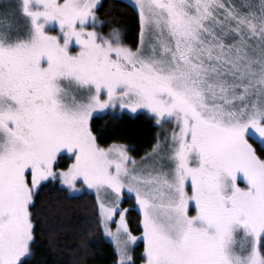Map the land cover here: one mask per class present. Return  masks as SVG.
I'll list each match as a JSON object with an SVG mask.
<instances>
[{
	"label": "snow or ice",
	"instance_id": "snow-or-ice-1",
	"mask_svg": "<svg viewBox=\"0 0 264 264\" xmlns=\"http://www.w3.org/2000/svg\"><path fill=\"white\" fill-rule=\"evenodd\" d=\"M17 7L24 30L0 17V264L32 253V208L50 180L95 193L116 264H136L137 240L140 264H264V0H131L135 46L120 28L97 31L112 23L101 0ZM117 106L171 131L139 159L105 147L91 119Z\"/></svg>",
	"mask_w": 264,
	"mask_h": 264
},
{
	"label": "trees",
	"instance_id": "trees-1",
	"mask_svg": "<svg viewBox=\"0 0 264 264\" xmlns=\"http://www.w3.org/2000/svg\"><path fill=\"white\" fill-rule=\"evenodd\" d=\"M98 9L99 20L112 21L100 30L107 32L113 27L120 28L121 39L135 46L138 39V16L125 0H101ZM93 131L99 142L108 146L113 141L126 144L130 154L139 159L155 142L159 128L152 117L146 113L136 114L106 112L94 115L91 119ZM65 154L58 167L69 163ZM95 196L92 193L69 194L59 181H48L40 187L35 197L34 212L35 240L32 253L25 264H115L114 247L108 241H97L101 229L93 221ZM124 206L133 205L125 200ZM128 223L133 234L140 235L139 214L136 210L128 212ZM54 234L55 244L51 242ZM81 237L87 244L82 246ZM143 241L135 247V260L139 264Z\"/></svg>",
	"mask_w": 264,
	"mask_h": 264
},
{
	"label": "rangeland",
	"instance_id": "rangeland-1",
	"mask_svg": "<svg viewBox=\"0 0 264 264\" xmlns=\"http://www.w3.org/2000/svg\"><path fill=\"white\" fill-rule=\"evenodd\" d=\"M127 1L128 3L131 4V0H125ZM17 3H18V0H0V17H3L5 15H7L13 22V29H20L21 31L24 30L26 27H27V21L26 19L23 17V15L21 14L19 8L17 7ZM92 25L90 24L89 27H91ZM97 31L101 32L102 34L104 35H107L110 31V29L107 31V32H102L100 30V26L97 25ZM74 51L76 50L75 48L73 49ZM106 112H111V113H123V112H127L129 114H136V113H139V112H143V113H146L148 115H150L149 113H147L146 111H143V110H138L136 113H133L131 112L130 110H127V109H120L118 106L116 108H109L107 109L106 111L104 112H98L96 113L95 115H100V114H103V113H106ZM151 116V115H150ZM152 117V116H151ZM154 123L156 124L155 122V118L152 117ZM157 125V124H156ZM157 127L159 128V131L158 133L161 134V137H163L164 133H165V130L167 131H171V128H172V125L170 123H164L162 125H157ZM107 147V146H105ZM67 154V153H66ZM68 155V154H67ZM57 168H63V167H58ZM59 181V180H58ZM60 184V182H59ZM61 185V184H60ZM62 187H64L63 185H61ZM65 188V187H64ZM66 189V188H65ZM67 190V189H66ZM68 191V190H67ZM87 192V191H85ZM69 194H79V193H73V192H68ZM87 193H92L94 196H95V193L94 192H87ZM127 200V199H125ZM124 200V201H125ZM133 201V204H134V197L133 199H131ZM122 207H127V206H124V204L122 205ZM118 218V217H117ZM112 228L115 229L116 225L115 223H113L112 225ZM142 227V226H141ZM135 235V234H134ZM141 235V234H140ZM140 235H136V236H140ZM97 241H108L112 244V246L114 247V250H115V245L114 243L111 241V239L109 237H107L104 233H103V230L101 229L100 231V234L97 238ZM142 240H137L135 242V244L133 245V250H134V259H135V255H136V252H135V247L136 245ZM142 251H143V248L141 250V252L139 253L140 255L142 254ZM116 261H117V256H116ZM116 264V262H115ZM139 264H140V261H139Z\"/></svg>",
	"mask_w": 264,
	"mask_h": 264
}]
</instances>
